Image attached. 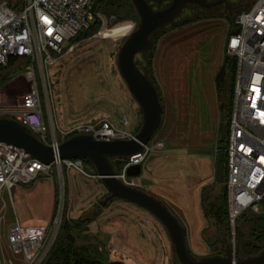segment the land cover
Segmentation results:
<instances>
[{"label": "rangeland", "instance_id": "obj_1", "mask_svg": "<svg viewBox=\"0 0 264 264\" xmlns=\"http://www.w3.org/2000/svg\"><path fill=\"white\" fill-rule=\"evenodd\" d=\"M255 2L223 0L207 14L186 12L155 33L153 49L136 56L138 68L156 88L163 108L161 125L150 142H161L163 147L154 149L142 165L145 185L139 191L161 201L178 219L196 261L228 253L235 260L249 258L237 257L239 227L246 236L248 221L264 216L260 207L258 213L248 212L245 221L241 217L234 234L231 231L230 246L224 248L210 238L214 232L200 213L202 188L212 200L220 192L215 187V168L218 154L224 152L220 147L227 142L226 126L221 129V124L228 119L232 63L227 67L229 87L225 84L221 92L223 101L217 97L215 78L227 57L225 44L235 18ZM117 4L124 7L117 9ZM152 5L156 11L164 9L155 1ZM93 24L53 66L43 72L37 68L44 114L63 130L108 120L120 130L136 133L143 124L142 113L120 76L117 58L139 27V17L131 0H100ZM27 65L15 62L0 70L7 78L0 85V109L17 107L30 90ZM125 120L128 126L122 124ZM150 170L151 179H145ZM84 171L86 175L53 167L36 181L18 185L14 197L5 194L0 199V264H20L6 242L12 223L49 225L57 217L60 224L88 219L86 231L74 234L98 246L105 264H180L166 228L156 217L124 200L109 199L111 194L95 177L94 166L85 163ZM173 187L179 189L178 203L167 192Z\"/></svg>", "mask_w": 264, "mask_h": 264}, {"label": "built area", "instance_id": "obj_2", "mask_svg": "<svg viewBox=\"0 0 264 264\" xmlns=\"http://www.w3.org/2000/svg\"><path fill=\"white\" fill-rule=\"evenodd\" d=\"M95 2L0 0V68L8 67L13 58L24 60L28 64L25 77L31 85L20 104L0 109V116L26 126L53 149L75 136L88 135L109 142L131 140L136 135L120 130L108 120L63 130L42 108L36 70L43 72L76 46L80 35L94 22ZM234 24L237 33L230 32L225 44V53L236 60V66L224 150L228 222L233 234L239 218L246 212L258 213L264 200V0H256L250 9L240 12ZM122 124L128 126L129 121ZM162 147L161 142L149 143L142 153L128 158L117 173L118 180L129 188H144L143 174L130 178L126 169L143 165L154 149ZM53 167L75 169L86 175L81 159L46 166L23 150L0 142V199L10 195L13 187L34 182ZM95 177L99 179L97 174ZM60 223L59 217L49 225L12 223L6 236L10 254L20 264H41L54 244Z\"/></svg>", "mask_w": 264, "mask_h": 264}, {"label": "water", "instance_id": "obj_3", "mask_svg": "<svg viewBox=\"0 0 264 264\" xmlns=\"http://www.w3.org/2000/svg\"><path fill=\"white\" fill-rule=\"evenodd\" d=\"M140 20L139 27L127 38L120 48L117 68L128 91L139 106L143 124L131 140L99 141L92 136H75L57 149L43 144L35 134L21 123L0 117V142L17 147L46 166L57 161L84 159L92 163L102 184L111 194L109 199H121L139 206L156 217L166 228L180 264H264V250L259 255L244 260H235L228 253L225 257H211L203 260L192 259L186 244V233L178 219L154 197L125 186L118 180L117 173L127 163V159L140 154L149 145L154 134L161 125L163 108L158 92L152 82L140 71L136 56L154 47L153 35L169 25H173L176 17L189 5L210 9L216 4L204 5L200 0H172L162 10H154L147 0H131ZM221 3V2H220ZM232 34L237 29L231 30ZM231 57L225 58L224 64L216 75L215 85L219 87L226 77V64ZM221 141V140H220ZM224 152L217 156L215 180L224 182ZM142 165L130 166L126 175L137 178L142 175ZM15 187L10 190L14 197ZM73 242L74 238L69 237Z\"/></svg>", "mask_w": 264, "mask_h": 264}, {"label": "trees", "instance_id": "obj_4", "mask_svg": "<svg viewBox=\"0 0 264 264\" xmlns=\"http://www.w3.org/2000/svg\"><path fill=\"white\" fill-rule=\"evenodd\" d=\"M100 0H96L95 6H94V12H96V7ZM254 4V3H253ZM250 5L247 9H250L252 6ZM124 4H117L116 8L120 9L123 8ZM244 11V10H243ZM94 23V22H93ZM94 27V24L91 25L90 29L88 31H91ZM235 24L232 26L231 30L234 29ZM87 32V31H86ZM82 33L80 37L83 35ZM79 37V39H80ZM18 62H24V60L19 58H13L10 61V64ZM232 63V70H231V64ZM9 64V65H10ZM230 67V73H231V98H230V107H229V113L227 116H225V119L228 117L227 120H222V122H225L221 124V129H224V124L226 126V134L225 139L228 138L229 133V126H230V120H231V102H232V90L234 86V76H235V66H236V60L234 58H231L230 61L226 64V76H227V67ZM6 68H0V70L4 71ZM7 80L6 76H4L3 72H0V85L4 84V82ZM228 79H226L224 82L217 87V97L220 101H223L222 99V90L225 88V84L228 85ZM223 131V130H222ZM137 134V132H136ZM223 144V140L220 141ZM227 144V142H226ZM222 151L225 150L226 145L224 147H220ZM83 161V164L92 163L88 160L81 159ZM226 164V160H224V165ZM215 187L220 188V192L214 200H212L209 196L204 194V189H202L201 193V211L203 214V217L208 223L209 230L214 232V236L210 237L215 244L221 245V247H227L230 246L231 242V228L229 226L228 222V204H227V189H226V168H224V182L223 183H217L215 180ZM261 207L264 208V200L261 203ZM248 212L244 213L241 217L246 220L245 216ZM240 217V218H241ZM240 218L238 221H240ZM88 219H82L77 220L76 222H73L71 224L70 222L64 221L62 224H60V228L58 231V235L54 241L53 246L51 247L49 253L45 257V259L42 261L41 264H105V258L100 253L98 246L88 244L87 239H80V237H76L74 232L82 233L86 230L83 229L84 226L88 224ZM244 224V222H243ZM241 222V225H243ZM249 225V233L244 236L242 231L238 230V252L237 257L239 256H245V257H254L260 254V252L264 249V216H255L252 220L248 221ZM69 237H74L75 241H71ZM248 237V238H247ZM247 238V239H246ZM250 238V240H248ZM248 240V241H247ZM228 248V247H227Z\"/></svg>", "mask_w": 264, "mask_h": 264}, {"label": "flooded vegetation", "instance_id": "obj_5", "mask_svg": "<svg viewBox=\"0 0 264 264\" xmlns=\"http://www.w3.org/2000/svg\"><path fill=\"white\" fill-rule=\"evenodd\" d=\"M153 1H155L156 3H157V5L158 4H160L161 6V8H166V7H168L169 5H170V3L172 2V0H163V2H161L162 0H151V2L149 1V4L153 7V5H152V3H153ZM203 2V0H200V2ZM223 0H204V5H209V4H216V5H214L213 7H211L210 9H214V8H216V6L218 5V4H220V2H222ZM170 2V3H169ZM164 4V5H163ZM166 4H168V5H166ZM153 9L154 10H156V8H154L153 7ZM210 9H208V8H201L200 6H196V5H189V8H186V9H184V10H182V12L176 17V19H175V21L177 22V21H179L182 17H183V15H184V13H186V12H188V13H192V14H194V15H199L201 12H203L204 14H207V11L208 10H210ZM160 31V30H159ZM155 35V34H154ZM153 35V36H154Z\"/></svg>", "mask_w": 264, "mask_h": 264}, {"label": "crops", "instance_id": "obj_6", "mask_svg": "<svg viewBox=\"0 0 264 264\" xmlns=\"http://www.w3.org/2000/svg\"><path fill=\"white\" fill-rule=\"evenodd\" d=\"M147 176H148V178L149 179H151V177H152V171L150 170V172L148 173V175H146L145 177V179H147ZM149 181V184L151 183V180H148ZM203 189V188H202ZM179 189L178 188H176V187H173V188H170L167 192L168 193H170V194H173V195H175L176 197L175 198H177L176 199V201L175 202H180V196H179V191H178ZM16 191H17V188L15 189V193H16ZM180 193H181V191H180ZM200 209V208H199ZM200 211V210H199ZM200 213L202 214V211H200ZM203 215V214H202Z\"/></svg>", "mask_w": 264, "mask_h": 264}]
</instances>
